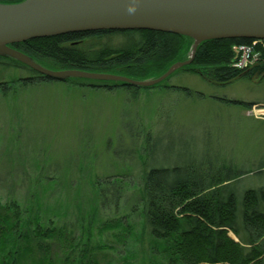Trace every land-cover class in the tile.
Returning a JSON list of instances; mask_svg holds the SVG:
<instances>
[{"label":"rangeland","instance_id":"obj_1","mask_svg":"<svg viewBox=\"0 0 264 264\" xmlns=\"http://www.w3.org/2000/svg\"><path fill=\"white\" fill-rule=\"evenodd\" d=\"M12 77L31 75L0 68L3 86ZM92 84L70 78L27 86L17 81L6 93L0 88V204L15 201L25 208L32 202L41 227L52 221L74 238L91 221L88 237L98 258L120 264L130 244L133 264H150V239L142 240L132 213L133 184L143 162L149 168H177L173 179L190 174L208 180L227 174L221 167L232 166L249 172L237 180L239 190L264 187V77L215 84L178 69L162 86L138 88L136 96ZM117 177L130 182L124 185L128 189L120 187L117 207L110 195L104 206L95 203L88 183ZM91 210L96 215L90 219ZM106 221L122 222L128 231L124 247L114 242L116 230L100 229ZM132 227L136 239L129 234ZM99 246L102 250L95 249Z\"/></svg>","mask_w":264,"mask_h":264},{"label":"trees","instance_id":"obj_2","mask_svg":"<svg viewBox=\"0 0 264 264\" xmlns=\"http://www.w3.org/2000/svg\"><path fill=\"white\" fill-rule=\"evenodd\" d=\"M21 1L0 0V3ZM252 41L202 42L191 63L179 70L215 84L264 77V49L260 44H257L255 63L245 68L233 66L239 57L234 47ZM191 44V39L178 35L132 30L69 33L10 47L48 70L104 73L145 81L161 76L172 64L185 61ZM0 68L25 69L31 75L25 79L9 78L6 87L0 83L5 93L6 88L14 87L17 81L22 86L50 81L6 57H0ZM170 76L149 88L162 86ZM93 83L92 88L107 91L120 87L135 96L139 92L138 87L123 83ZM169 89L182 91L186 97L192 95L186 88ZM220 170H227V174L208 180L206 176L190 174L173 179L171 176L178 172L177 168H149L142 163L141 176L138 183L133 184L137 202L132 213L138 217L142 240L150 239V264H264V187L239 190L237 180L249 172L237 171L232 166H223ZM126 181L119 177L106 178L88 185L95 194V203L104 206L110 195L117 207L120 187L130 185ZM108 187L116 190L110 191ZM38 209L32 202L25 208L15 201L0 204V264H110L93 253L88 237L91 221L81 228L84 234L74 238L73 234L55 227L52 221L47 227H41ZM95 213L96 210H91L89 218ZM100 229L116 230L111 234L114 242L125 246L128 231L121 221H106ZM132 233L133 227L129 234L133 236ZM130 247L126 244L120 264H133L136 260L135 251ZM95 249L102 250V246Z\"/></svg>","mask_w":264,"mask_h":264},{"label":"water","instance_id":"obj_3","mask_svg":"<svg viewBox=\"0 0 264 264\" xmlns=\"http://www.w3.org/2000/svg\"><path fill=\"white\" fill-rule=\"evenodd\" d=\"M145 30L192 40L188 58L155 79L77 70L52 71L10 45L32 39L94 31ZM264 41V0H22L0 3V57L12 59L51 81L85 79L149 88L187 66L199 44L212 40Z\"/></svg>","mask_w":264,"mask_h":264},{"label":"built area","instance_id":"obj_4","mask_svg":"<svg viewBox=\"0 0 264 264\" xmlns=\"http://www.w3.org/2000/svg\"><path fill=\"white\" fill-rule=\"evenodd\" d=\"M257 44H263V41H252L250 45L239 46L236 49L239 57L234 66L238 68H245L248 65L255 63L257 61L258 54L256 53L257 48H254V46Z\"/></svg>","mask_w":264,"mask_h":264}]
</instances>
